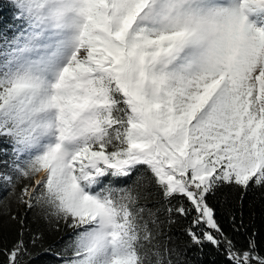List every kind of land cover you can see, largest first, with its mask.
Listing matches in <instances>:
<instances>
[{"label":"snow or ice","instance_id":"snow-or-ice-1","mask_svg":"<svg viewBox=\"0 0 264 264\" xmlns=\"http://www.w3.org/2000/svg\"><path fill=\"white\" fill-rule=\"evenodd\" d=\"M191 3L83 0L79 41L53 85L56 142L34 159L13 148L17 180L45 171L35 182L42 190L25 187L21 201L76 230L61 264H163L138 206L142 167L166 200H178L170 214L196 213L188 229L196 244L219 243L205 229L223 234L209 193L253 178L264 185V26L249 20L264 0H216L209 9ZM18 87L0 82V116L18 119ZM8 122L0 121V136L21 135ZM133 174L137 187L109 180ZM25 252L18 241L9 264H21ZM229 259L264 264L231 245Z\"/></svg>","mask_w":264,"mask_h":264},{"label":"trees","instance_id":"trees-1","mask_svg":"<svg viewBox=\"0 0 264 264\" xmlns=\"http://www.w3.org/2000/svg\"><path fill=\"white\" fill-rule=\"evenodd\" d=\"M25 31L23 10L18 11L10 0H0V56L5 57V51L12 52V46ZM13 147L9 137L0 136V264H9L8 255L20 240L26 248L23 256L18 257L21 264H61V255H71L70 251L64 253V249L76 230L62 220L57 223L46 216L40 207L29 208L21 201L22 190L33 185L37 173L17 180ZM140 171L145 172L147 178L138 182L141 193L138 206L145 208L143 215L150 221L153 244L159 246L163 264H168L169 260L171 264H232L230 245L234 253L253 252L257 257H264V185L256 184L255 178L247 187L222 184L208 194L207 202L214 209L223 234L205 229L211 231L219 243L213 244L202 238V243L196 244L188 234L196 213L192 212L187 217L175 212L170 214L167 209L178 207V200H166L155 182H149L150 173L143 167ZM8 176L12 177L11 183L6 179ZM136 179L135 174L126 179L109 178L114 187H137L134 185ZM33 189V195L42 190L37 185ZM184 203L187 206L188 202ZM148 210L153 213L152 217ZM153 218L156 224L151 223ZM194 231L202 237L199 228ZM250 264H257V261L251 260Z\"/></svg>","mask_w":264,"mask_h":264},{"label":"clouds","instance_id":"clouds-1","mask_svg":"<svg viewBox=\"0 0 264 264\" xmlns=\"http://www.w3.org/2000/svg\"><path fill=\"white\" fill-rule=\"evenodd\" d=\"M23 10L26 31L20 34L19 42L12 46L13 55L0 56V82L5 88L18 85V119L0 116V121L9 120L7 127L18 124L21 135L10 137L13 145L22 148L21 156L28 159L45 152L54 145L58 135V119L51 97L56 83L48 79L45 70V53L57 48L76 47L83 15L80 9L83 0H10ZM233 0H229L232 3ZM193 9H209L217 6L216 0H192ZM26 140L24 143L22 141ZM41 177L45 171L39 172Z\"/></svg>","mask_w":264,"mask_h":264},{"label":"rangeland","instance_id":"rangeland-1","mask_svg":"<svg viewBox=\"0 0 264 264\" xmlns=\"http://www.w3.org/2000/svg\"><path fill=\"white\" fill-rule=\"evenodd\" d=\"M238 0H233V4H237ZM249 20L253 23L258 24V26H264V11H254L250 14ZM19 41H16L17 44ZM14 44V45H15ZM74 48L72 46H66L62 48H57L51 52V54L45 53V70L48 76L49 81L55 82L58 79L60 72L63 67L67 64ZM5 57H10L13 55V51L9 53L5 51ZM14 148V147H13ZM45 177V176H44ZM43 177V178H44ZM36 184L33 186V188ZM32 186L28 188L29 192H33ZM29 197H26V201Z\"/></svg>","mask_w":264,"mask_h":264},{"label":"bare ground","instance_id":"bare-ground-1","mask_svg":"<svg viewBox=\"0 0 264 264\" xmlns=\"http://www.w3.org/2000/svg\"><path fill=\"white\" fill-rule=\"evenodd\" d=\"M44 176H45V175H44ZM44 176H43V177H44ZM43 177H41L40 174L37 173V175H36L34 178H35V180L37 181V180H42Z\"/></svg>","mask_w":264,"mask_h":264},{"label":"water","instance_id":"water-1","mask_svg":"<svg viewBox=\"0 0 264 264\" xmlns=\"http://www.w3.org/2000/svg\"><path fill=\"white\" fill-rule=\"evenodd\" d=\"M35 182H36V181H34V185L36 184Z\"/></svg>","mask_w":264,"mask_h":264}]
</instances>
